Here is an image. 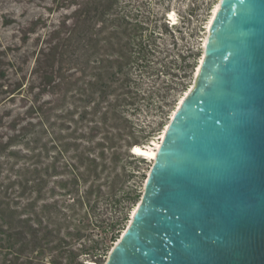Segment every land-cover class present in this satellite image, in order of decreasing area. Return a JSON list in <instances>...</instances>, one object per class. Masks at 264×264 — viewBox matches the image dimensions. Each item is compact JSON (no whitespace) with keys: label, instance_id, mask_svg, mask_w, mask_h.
Here are the masks:
<instances>
[{"label":"trees","instance_id":"trees-1","mask_svg":"<svg viewBox=\"0 0 264 264\" xmlns=\"http://www.w3.org/2000/svg\"><path fill=\"white\" fill-rule=\"evenodd\" d=\"M63 1L68 11L47 32L33 67L37 82L27 88L28 93L34 88L37 92L25 117L36 118L41 130L47 131L49 138L40 149L48 159L41 165L35 161L15 168L10 160L17 156L40 155L34 153L29 139H21L26 151L19 155L20 148H12L3 156L5 161L0 160V264L104 263L130 210L140 200L141 183L147 177L146 171L137 175L128 170L130 161H124L132 158L151 167L130 148L145 145L152 132L127 117L126 111L136 114L142 105L148 108L157 93L133 87V82H139L134 74L175 80L180 63L190 56L180 51L170 31L176 24L164 22L172 46L156 44L151 32L145 31L148 15L139 16L143 13L140 3L132 9L121 6L120 0ZM192 13L188 8L190 17ZM136 69L139 72H133ZM117 78L128 88L121 101L110 98L111 84ZM5 87L4 92L12 97L24 90L23 82ZM44 94L49 98L40 101ZM70 99L77 104L71 107ZM21 120L13 117L9 129L24 132L32 125L29 121L17 128ZM71 120L86 121L87 133L79 132V127L69 132ZM113 137L124 144L115 147L109 142ZM49 142L50 148L59 149L51 155L47 154ZM5 145L16 143L9 138ZM70 150L73 153L66 156ZM56 195L69 197L61 201ZM100 202L113 214L104 216ZM60 211L63 219L57 216Z\"/></svg>","mask_w":264,"mask_h":264},{"label":"water","instance_id":"water-1","mask_svg":"<svg viewBox=\"0 0 264 264\" xmlns=\"http://www.w3.org/2000/svg\"><path fill=\"white\" fill-rule=\"evenodd\" d=\"M209 30L104 264H264V0H221Z\"/></svg>","mask_w":264,"mask_h":264},{"label":"rangeland","instance_id":"rangeland-1","mask_svg":"<svg viewBox=\"0 0 264 264\" xmlns=\"http://www.w3.org/2000/svg\"><path fill=\"white\" fill-rule=\"evenodd\" d=\"M63 3V0H0V160L5 161L3 156L12 148H20L19 155H22L26 149L22 148V144L20 143L21 139L22 141L29 139L30 145L35 147L34 153L40 154L39 156L26 159L17 156L10 160V163H16L15 168L18 165L31 164L35 161H40L39 165H41L45 161L44 159H48L44 157L46 151L40 149L43 142L49 138L47 131L43 132L41 130L36 118L25 117V111L31 105V99H33V96L35 97L37 92V88H34L32 92L28 93L27 88H29L30 84L35 85L37 82L34 78L33 67L39 49L45 44L47 32L55 26H58L62 15L68 11L64 8ZM139 3L142 7L141 12H143L139 16L144 14L148 15V27L145 31L147 34L151 32L156 44L164 48L172 46L171 34L164 28V22H169L168 25L176 24L175 27H171L170 31L177 38L180 51L190 53L187 61L182 64L180 63L179 74L175 80H170V78L166 79L163 75L158 78L147 75L141 77L140 74L139 76L137 75V72H139L137 69L133 71L137 73L134 74V79L139 81L137 85L133 82V87L136 86L145 93L155 91L157 94L153 98L154 102L148 108H144V105H142L143 110L139 113L133 114L131 110H128L126 114L127 117L135 122L138 121V123H144L147 126V131H151L152 135L148 138L144 146L154 147L157 142L162 141L161 135L164 129L168 127L176 109L179 108L180 100L197 83L198 67L204 55V40L210 33L208 23L219 0H120L121 6L125 5L127 8L132 9ZM188 8H192L193 10L191 17L188 14ZM167 11L168 13H166ZM173 14L174 16L172 17ZM183 31L185 32V38L181 39L180 37L184 33ZM122 81V78H117L112 82L110 88L111 99L115 98L118 100L126 94L128 88ZM20 82H23L24 90L15 94L13 97L12 95L7 96V93L4 92L6 90L5 86L7 85L8 89H10ZM2 84L5 86L1 87ZM40 97V101L49 98L48 94ZM76 104L73 100L71 107ZM76 116L77 113L75 114ZM13 117L18 120L22 119L17 128L20 125H25L29 121L32 122V125H29L28 129L24 132H13L9 129V122ZM76 127H79V132L83 131L87 133L86 121L75 123L71 120L69 122V132L72 133ZM111 133L114 134L116 131L111 130ZM145 134L142 135L143 139ZM9 138L15 141L16 146L5 145ZM123 141L122 139L113 137L109 142H114L115 147H119L124 144ZM50 144L49 142L48 155L59 150L58 148H50ZM133 148L134 146H131L130 151ZM65 153L66 156L67 154L70 155L73 153V150ZM126 161H130L129 165H127L128 170L133 169L132 171L137 173V175L146 171L148 175L150 168L148 169L144 162L132 160V158L125 159L124 162L126 163ZM146 161L149 162L150 166L153 163L149 159H146ZM3 166L4 169L7 168L5 163ZM135 179L137 180V177ZM145 181L146 179L141 183V196ZM132 182L130 180L128 184ZM55 197L63 201L69 196L56 195ZM139 201L130 210L126 226L130 220L132 210L138 205ZM101 203H99V209H101L104 216L113 214L109 207L105 208ZM62 212H57L58 218L63 219ZM71 241L73 242V240ZM73 243L75 246H78L76 244L77 242ZM105 261L106 258L104 259Z\"/></svg>","mask_w":264,"mask_h":264},{"label":"bare ground","instance_id":"bare-ground-1","mask_svg":"<svg viewBox=\"0 0 264 264\" xmlns=\"http://www.w3.org/2000/svg\"><path fill=\"white\" fill-rule=\"evenodd\" d=\"M220 1L219 0V3L217 4V6L215 7L214 11H213V14H212V17L208 23V30H209V27L214 19V17L216 16L218 10L220 9ZM174 16V14L172 15V17ZM173 19V18H172ZM207 40V37L205 38L204 40V45H205V42ZM201 62H202V58H201ZM201 62L199 64V67H198V71L200 69V65H201ZM190 91V90H189ZM189 91L186 93V95L189 93ZM185 95V96H186ZM185 96L180 100V103H179V106L181 105L183 99L185 98ZM178 106V107H179ZM167 129V128H166ZM166 129H164L162 135H161V138L163 139L164 138V134H165V131ZM160 144H161V141L157 142L156 145L153 147V146H141V145H135L134 148H133V152L137 155H140V156H143L144 158L146 159H149V160H154L156 158V154H157V150L159 149L160 147ZM137 207V206H136ZM136 207L132 210L131 212V216L130 217H133L134 213H135V210H136ZM131 222V218L128 222V225L130 224Z\"/></svg>","mask_w":264,"mask_h":264},{"label":"clouds","instance_id":"clouds-1","mask_svg":"<svg viewBox=\"0 0 264 264\" xmlns=\"http://www.w3.org/2000/svg\"><path fill=\"white\" fill-rule=\"evenodd\" d=\"M146 159V158H145Z\"/></svg>","mask_w":264,"mask_h":264}]
</instances>
